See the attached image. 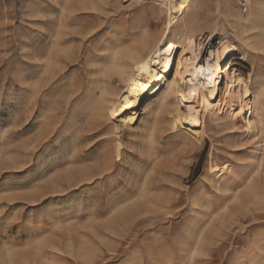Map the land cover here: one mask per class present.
<instances>
[{
    "label": "rangeland",
    "instance_id": "obj_1",
    "mask_svg": "<svg viewBox=\"0 0 264 264\" xmlns=\"http://www.w3.org/2000/svg\"><path fill=\"white\" fill-rule=\"evenodd\" d=\"M155 7L0 0V264H264V172L250 177L259 195L243 186L227 201L204 175L210 140L199 150L154 125L153 104L131 133L93 123L91 81L132 33L158 37ZM212 9L204 0L201 13L216 21ZM199 31L205 61L223 35L208 42V27ZM234 46L229 66L264 84V61L257 71L259 58ZM216 140L233 161L253 149L240 134Z\"/></svg>",
    "mask_w": 264,
    "mask_h": 264
},
{
    "label": "bare ground",
    "instance_id": "obj_2",
    "mask_svg": "<svg viewBox=\"0 0 264 264\" xmlns=\"http://www.w3.org/2000/svg\"><path fill=\"white\" fill-rule=\"evenodd\" d=\"M203 2L169 0L152 8L153 16L164 21L158 37L149 41L146 31L139 37L131 34L129 44L114 52L102 75L91 81L88 108L94 125L108 122L116 132L123 129L131 133L153 104L154 125L168 124L174 137L188 138L199 150L204 138L210 140L204 175L216 194H224L227 201L237 200L238 190L245 186L255 197L258 193L250 177L264 172V84L255 87L252 78H244L229 62L239 53L234 46L237 42L259 58L256 70H260L259 63L264 61V0H251L244 12L235 7L237 0H213L216 21L201 13ZM190 6L194 10L188 15ZM202 25L210 30L208 42L223 35L217 52L212 51L205 61L201 60L202 34H198ZM56 37L55 46L66 41L60 32ZM70 91L73 93L72 88ZM222 132L253 141L245 159L233 161L228 152L224 155L220 151L216 134ZM116 143L119 157L121 143ZM247 169L248 174L244 172ZM209 212L207 204L199 215L206 217Z\"/></svg>",
    "mask_w": 264,
    "mask_h": 264
},
{
    "label": "built area",
    "instance_id": "obj_3",
    "mask_svg": "<svg viewBox=\"0 0 264 264\" xmlns=\"http://www.w3.org/2000/svg\"><path fill=\"white\" fill-rule=\"evenodd\" d=\"M151 1H153V3H155L158 6H163L164 3H167L169 0H151ZM250 2L251 0H237V6L242 12H244L249 8Z\"/></svg>",
    "mask_w": 264,
    "mask_h": 264
},
{
    "label": "snow or ice",
    "instance_id": "obj_4",
    "mask_svg": "<svg viewBox=\"0 0 264 264\" xmlns=\"http://www.w3.org/2000/svg\"><path fill=\"white\" fill-rule=\"evenodd\" d=\"M181 8H183V5H181ZM126 107H128V106L126 105ZM261 247L264 248V244H262Z\"/></svg>",
    "mask_w": 264,
    "mask_h": 264
}]
</instances>
